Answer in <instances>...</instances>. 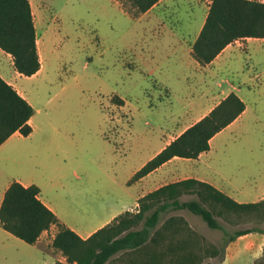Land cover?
Wrapping results in <instances>:
<instances>
[{
    "label": "rangeland",
    "instance_id": "rangeland-1",
    "mask_svg": "<svg viewBox=\"0 0 264 264\" xmlns=\"http://www.w3.org/2000/svg\"><path fill=\"white\" fill-rule=\"evenodd\" d=\"M34 1L42 71L23 78L21 89L35 110L34 135L56 138L51 149L58 154H80L82 163L76 155L56 159L50 170L57 182L52 195L70 225L93 228L134 205L140 186L127 193L129 174L140 154L154 151L161 130L173 125L167 114L197 94L198 75L184 67L181 86L158 70L170 68L172 60L152 52L158 38L154 31L143 30L145 21L136 22L111 0ZM197 31L176 30L187 38ZM249 42L234 43L226 53L232 54L236 67L221 70L223 74L218 70L213 83L206 79L210 86L221 77L241 87L244 76H260L245 96L241 123L214 142L211 153L220 183L243 202L256 197V182L264 174V40ZM178 214L207 242H221L222 233L208 229L199 217L185 211L172 215ZM252 226L240 223L228 229ZM55 233H45L38 246L60 264L64 259L51 246ZM38 256L31 245L0 237V264H43Z\"/></svg>",
    "mask_w": 264,
    "mask_h": 264
},
{
    "label": "trees",
    "instance_id": "trees-1",
    "mask_svg": "<svg viewBox=\"0 0 264 264\" xmlns=\"http://www.w3.org/2000/svg\"><path fill=\"white\" fill-rule=\"evenodd\" d=\"M131 18L148 11L159 0H116ZM246 39L264 40V0H211L203 27L191 48L192 58L209 65L228 45ZM0 49L9 54L14 69L24 77L41 67L35 27L28 0H0ZM245 110L235 94H229L208 115L185 130L132 177L134 183L178 157L197 159L209 150L210 139ZM33 107L0 77V145L18 132L27 137ZM199 217L212 231L222 233L218 245L206 241L181 215ZM250 223L252 228L228 227ZM0 227L16 239L34 245L43 232L55 227L51 246L66 264H212L225 257L236 238L264 236V199L238 203L213 186L196 179L164 185L138 199L135 212L125 211L110 223L82 239L62 224L39 199L36 186L11 182L0 206ZM56 264V263H55ZM253 264H264L262 256Z\"/></svg>",
    "mask_w": 264,
    "mask_h": 264
},
{
    "label": "crops",
    "instance_id": "crops-1",
    "mask_svg": "<svg viewBox=\"0 0 264 264\" xmlns=\"http://www.w3.org/2000/svg\"><path fill=\"white\" fill-rule=\"evenodd\" d=\"M28 1L33 17L37 43L38 37L41 36L38 32V27L35 21L38 12L37 9H35L36 6L34 7L33 5V2L35 1ZM111 1L120 6L116 0ZM209 5V2L205 3L202 0H159L158 3L153 5L148 11L137 18H132L136 22L145 21V27L143 30H148V32L154 31V34L158 37L156 43L154 42L151 44L154 48V50L151 48L152 52H156V54L159 52L167 59V61L172 60L170 68L163 69L161 66H157L158 70L166 71L167 76L174 78L175 83L181 86L184 81V73L182 69L186 66L193 69L198 75V79H196L195 82L197 94L189 97V99L186 100V103L179 105L180 109H178V111H172L167 114L170 119L174 120L173 125L171 128H164L161 130V138L155 145L156 147L154 151L147 154L145 157L140 154L141 159L139 163L129 174L130 177L127 182L128 188L126 190L128 191L127 193H131L133 187L140 186V189L139 192L134 195V205L123 209L120 214L129 211L131 208H135L138 199L148 193L164 185L190 178L213 186L238 203H254L264 199V174L259 178L258 182H256L255 188L260 189L259 193L254 199H252V201L243 202L235 197L233 192L229 193L227 191L229 189H225L226 187L220 183L222 178L211 157V153L214 151V142H221L225 138L226 132L234 130V127H238L239 123H241L247 110L245 96L248 95L254 86L252 85V82L255 79H259L260 76L258 74L250 76L247 72L248 76H244L240 85L241 87H237L227 79H222L221 77H218L217 83L214 82L213 86L209 85V81L206 82V79H209L212 81L211 83H213L215 77L218 76V70H232L237 64L232 54H226L228 50L231 49L232 44L225 47L216 58L205 67H201L191 56L192 45L205 23ZM179 29L198 31L194 36H189L187 38L183 34H178L176 32V30ZM249 40L250 39L236 41L235 43L245 42L248 46L250 43ZM163 45L165 48H162ZM170 56H172V59ZM41 71L42 64L40 70L33 76L38 75ZM219 74H223V72ZM0 77L33 107L27 95L21 89L20 82L25 77L20 75L14 69L12 57L1 49ZM164 85H166V83ZM231 93L239 97L245 104V110L231 124L210 139V148L208 151L201 153L198 158L194 160L174 157L146 177L134 183H130L134 174L149 160L156 156L185 130L208 115L214 107ZM186 97H188V95ZM33 116L29 120L31 128ZM164 119L166 118H163V120ZM57 141L56 138L49 136H40V138H38L34 135V130L32 129L29 136L24 137L16 132L0 145V206L4 193L11 182L16 181L24 187L34 185L39 189L40 201L56 215L58 220L75 232L80 238L86 239L95 231L110 223L120 214L108 217L93 228H86L80 225H70L66 221L63 213L60 211L57 201L52 195L57 188V182L54 174H52V171L50 170L53 169V164L57 158H70L74 155L75 158L78 157L77 160L79 159V163H82V158L77 152H74V154L65 151H63V153L61 152L62 154L54 152L51 148ZM247 194L249 193L246 192V195ZM52 229H55V227H52L50 230ZM48 232H43L38 241L31 246L36 251L37 257H39V254L43 258V264H55L51 259L52 255L47 254L38 246L42 236ZM0 237L5 241L16 239L1 227ZM263 243L264 236L259 233H249L240 236L229 243L226 247L223 261L218 264H253L255 259L262 256ZM45 258H48L50 261L44 260ZM58 261L60 264H66L65 259L64 261Z\"/></svg>",
    "mask_w": 264,
    "mask_h": 264
}]
</instances>
